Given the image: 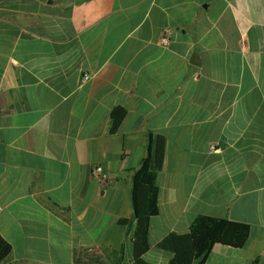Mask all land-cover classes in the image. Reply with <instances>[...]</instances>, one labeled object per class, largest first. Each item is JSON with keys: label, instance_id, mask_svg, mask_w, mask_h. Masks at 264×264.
<instances>
[{"label": "crops", "instance_id": "obj_1", "mask_svg": "<svg viewBox=\"0 0 264 264\" xmlns=\"http://www.w3.org/2000/svg\"><path fill=\"white\" fill-rule=\"evenodd\" d=\"M156 136L143 261L205 216L250 233L204 264H264V0H0L2 264H133L132 175Z\"/></svg>", "mask_w": 264, "mask_h": 264}, {"label": "trees", "instance_id": "obj_2", "mask_svg": "<svg viewBox=\"0 0 264 264\" xmlns=\"http://www.w3.org/2000/svg\"><path fill=\"white\" fill-rule=\"evenodd\" d=\"M125 114L122 108H115L111 112L110 133L117 131ZM164 145L163 137H150L146 157L132 175L131 203L135 222L132 232L133 264H146L143 254L148 223L158 213L155 173L162 167ZM128 223L127 220L118 221L123 226ZM249 233L250 228L246 224L199 216L190 224L186 233L167 235L157 244V248L172 255L166 264H204L214 245L242 248ZM10 252V245L0 237V264L7 260ZM251 264H261V260L255 259Z\"/></svg>", "mask_w": 264, "mask_h": 264}, {"label": "built area", "instance_id": "obj_3", "mask_svg": "<svg viewBox=\"0 0 264 264\" xmlns=\"http://www.w3.org/2000/svg\"><path fill=\"white\" fill-rule=\"evenodd\" d=\"M168 34H169V30L165 29L163 36L160 39L161 44H163V45L167 44ZM86 79H87V77L85 76L84 80H86ZM91 176L99 182H105L107 180V174L105 173L103 168L100 166H96L94 169H92Z\"/></svg>", "mask_w": 264, "mask_h": 264}, {"label": "water", "instance_id": "obj_4", "mask_svg": "<svg viewBox=\"0 0 264 264\" xmlns=\"http://www.w3.org/2000/svg\"><path fill=\"white\" fill-rule=\"evenodd\" d=\"M190 62L193 64V65H197L198 64V59H197V56L194 54L192 55L191 59H190Z\"/></svg>", "mask_w": 264, "mask_h": 264}]
</instances>
